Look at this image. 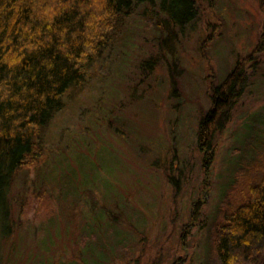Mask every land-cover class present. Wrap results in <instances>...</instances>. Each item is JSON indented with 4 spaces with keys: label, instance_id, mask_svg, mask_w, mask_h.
Returning <instances> with one entry per match:
<instances>
[{
    "label": "rangeland",
    "instance_id": "1",
    "mask_svg": "<svg viewBox=\"0 0 264 264\" xmlns=\"http://www.w3.org/2000/svg\"><path fill=\"white\" fill-rule=\"evenodd\" d=\"M263 4L198 0L183 32L164 26L158 6L137 7L85 89L46 129L45 156L15 176L10 264H218L212 217L246 152L248 127L264 130V121L250 122L264 117V52L250 69L264 34ZM236 62L249 68L248 84L206 155L197 123L211 87ZM102 207L110 212L103 223H119L113 231L98 228ZM93 232L109 254L92 244L83 250L93 238L82 233Z\"/></svg>",
    "mask_w": 264,
    "mask_h": 264
},
{
    "label": "trees",
    "instance_id": "2",
    "mask_svg": "<svg viewBox=\"0 0 264 264\" xmlns=\"http://www.w3.org/2000/svg\"><path fill=\"white\" fill-rule=\"evenodd\" d=\"M142 5L158 6L164 26L170 23L182 32L196 20L199 9L198 0H0V264H10L16 250L10 241L16 225L9 197L16 174L45 156L46 129L69 99L85 89L93 67L118 42L124 21ZM256 48L252 71L261 64L264 34ZM247 71L236 62L210 89V108L196 130L197 144L206 155L245 92ZM250 119L254 124L264 121L263 116ZM243 146L246 152L233 163L237 170L222 191L209 227L218 264H255L256 256L264 255V130L249 126ZM213 161H203L205 168ZM237 183L242 185L239 191ZM102 209L98 228L113 231L119 223L115 216L103 223V214L110 212ZM196 210L199 214L198 205ZM94 233H82V239ZM90 244L110 253L103 239L95 236L83 250Z\"/></svg>",
    "mask_w": 264,
    "mask_h": 264
}]
</instances>
